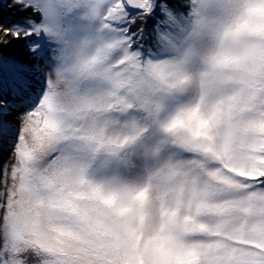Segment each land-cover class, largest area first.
Listing matches in <instances>:
<instances>
[{"label":"snow or ice","instance_id":"1","mask_svg":"<svg viewBox=\"0 0 264 264\" xmlns=\"http://www.w3.org/2000/svg\"><path fill=\"white\" fill-rule=\"evenodd\" d=\"M0 264H264V0H0Z\"/></svg>","mask_w":264,"mask_h":264},{"label":"rangeland","instance_id":"2","mask_svg":"<svg viewBox=\"0 0 264 264\" xmlns=\"http://www.w3.org/2000/svg\"><path fill=\"white\" fill-rule=\"evenodd\" d=\"M13 162H14V157L13 158H10L8 160H5L3 154L0 153V165H2V164L3 165H7L8 168L10 169L11 166H12V164H13Z\"/></svg>","mask_w":264,"mask_h":264},{"label":"bare ground","instance_id":"3","mask_svg":"<svg viewBox=\"0 0 264 264\" xmlns=\"http://www.w3.org/2000/svg\"><path fill=\"white\" fill-rule=\"evenodd\" d=\"M3 165V164H2Z\"/></svg>","mask_w":264,"mask_h":264}]
</instances>
